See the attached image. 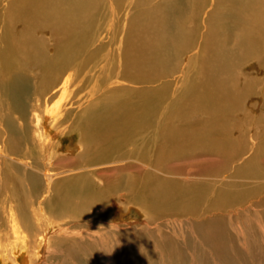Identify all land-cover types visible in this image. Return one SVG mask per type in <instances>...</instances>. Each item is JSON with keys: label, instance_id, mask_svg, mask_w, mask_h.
<instances>
[{"label": "bare ground", "instance_id": "obj_1", "mask_svg": "<svg viewBox=\"0 0 264 264\" xmlns=\"http://www.w3.org/2000/svg\"><path fill=\"white\" fill-rule=\"evenodd\" d=\"M249 67L264 0H0V264H264ZM127 212L132 248L107 229Z\"/></svg>", "mask_w": 264, "mask_h": 264}, {"label": "rangeland", "instance_id": "obj_2", "mask_svg": "<svg viewBox=\"0 0 264 264\" xmlns=\"http://www.w3.org/2000/svg\"><path fill=\"white\" fill-rule=\"evenodd\" d=\"M155 2V1H154ZM105 24H106V21L102 22V26H104L102 29H100L97 33L96 36H98L97 38L100 40L101 38L103 39L104 36L105 37H108V30L107 32L104 30L105 28ZM111 27V26H110ZM41 34V33H40ZM44 35H48L47 32H44L43 33ZM103 41L107 42L108 39L104 40ZM99 44H94V45H91V47L93 46H98ZM107 47H110V45H107ZM106 47V48H107ZM53 52V50H48V53L51 54ZM246 71L251 75V77H255L254 79H257L258 77L259 78H263L264 77V73L262 76H260V73L259 74H255V70H253V68L249 67L246 69ZM252 72V73H251ZM253 98H251L250 100L252 101V103L255 104V107L256 109L254 111L251 112L252 109L249 108V106L247 107L246 105V109L249 111V115L250 116H256L255 114L257 113H260V114H263L264 113V104L262 103V95L260 93H257L256 95H252ZM60 96H58L57 98H55L52 102L49 103V107L47 108V110L49 109H53L57 102L60 100ZM58 99V101H56ZM259 103L262 104V106H259ZM259 106V107H258ZM47 110H44L42 113H40L41 117L43 116L45 118V122H49L51 120V115L50 114H47ZM51 111V110H50ZM256 111V112H255ZM45 112V113H44ZM54 113V112H53ZM50 115V116H49ZM237 118V116H236ZM47 122V123H48ZM46 123V124H47ZM47 130V128H46ZM73 141L76 142V138L73 137V136H69V137H65L63 139V144L62 146L65 147L67 145V143H73ZM251 145V144H250ZM66 151V149H62L60 150L61 153H64ZM226 180V181H225ZM224 181V184L223 185H226V184H230V183H240V179H238L237 177H232V178H227L225 179ZM222 181V180H221ZM250 183V182H249ZM127 215V217L125 216ZM238 216H242V215H237ZM123 219H115V220H112L111 222L112 223H109V225L107 226V229H111L113 228V230L116 232V233H113V238H111L112 240H119V241H123L126 245H128L129 247H134L135 244L134 243H138L140 240H142V238L144 237V234H146V232H149V230L146 229L145 226H142L140 225V228L138 227V224L137 223H144L146 222L147 218H142L140 216L137 215H128V212L127 213H124L122 215ZM233 221H234V224L229 228L230 229H233L232 232L234 231V237H237V235L241 233V229L238 228V225H237V218L233 217ZM244 220L247 219V217L243 218ZM241 221V219H240ZM251 221V220H249ZM123 222V223H122ZM118 223H121V224H118ZM236 225V226H235ZM255 225V224H254ZM228 228V229H229ZM46 231H48V233H52L53 232V224L51 222H49L48 225L45 226L44 228ZM259 230V228H258ZM228 232H231L230 230H227ZM237 231V232H236ZM231 232V233H232ZM258 233V232H257ZM98 235V232H94L92 237L93 238H96ZM246 235V234H245ZM262 235V234H261ZM249 238L248 234L246 235ZM117 238V239H116ZM250 241V240H249ZM248 241V244L250 243ZM108 251V249L104 250V252ZM126 259L124 260L125 263L124 264H132V261H133V258H134V253L132 252V250L130 248H127L126 249ZM213 257V258H210V257ZM216 256V257H215ZM209 257V261L210 263H207V264H225V262L219 260V258L217 257V255H210ZM208 258V257H207ZM43 259V258H42ZM128 261V262H127ZM43 263V260L41 261ZM213 262V263H212ZM100 264H108V261L104 260L100 261ZM228 264V263H227Z\"/></svg>", "mask_w": 264, "mask_h": 264}]
</instances>
